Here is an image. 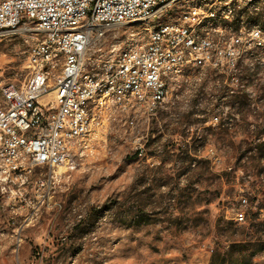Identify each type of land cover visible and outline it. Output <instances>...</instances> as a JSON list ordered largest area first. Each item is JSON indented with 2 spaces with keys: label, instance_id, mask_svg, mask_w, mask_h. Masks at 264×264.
I'll return each mask as SVG.
<instances>
[{
  "label": "rangeland",
  "instance_id": "1",
  "mask_svg": "<svg viewBox=\"0 0 264 264\" xmlns=\"http://www.w3.org/2000/svg\"><path fill=\"white\" fill-rule=\"evenodd\" d=\"M240 2L185 0L157 21L203 8L198 44L218 38L212 29L220 26L264 36V0ZM26 37L30 30L0 35V84L26 79L34 43ZM250 49L235 66L223 61L173 79L149 117L105 120L78 166L64 170V192L53 191L64 208L43 212L19 245L0 202V264H210L216 247L228 249L253 214L251 201L264 198V148L251 143L264 140V41ZM227 87L244 89L249 105L231 107ZM252 258L264 264V249Z\"/></svg>",
  "mask_w": 264,
  "mask_h": 264
},
{
  "label": "built area",
  "instance_id": "2",
  "mask_svg": "<svg viewBox=\"0 0 264 264\" xmlns=\"http://www.w3.org/2000/svg\"><path fill=\"white\" fill-rule=\"evenodd\" d=\"M95 9H102L101 18H91ZM163 9L155 0H0V35L30 30L26 38L34 40L24 82L0 84V202L9 208L18 245L20 234L37 223V212L64 208L53 191L64 192L70 177L64 168L78 166L105 120L149 117L166 97L168 79L180 82L188 70L224 67L223 61L235 66L252 50L250 42L264 41L256 31L227 33L220 26L212 29L218 38L188 50L193 23L206 14L185 7L183 21L173 20L160 35L141 32L134 53H116V45H128L135 17L154 20ZM72 10H85V17H72ZM92 64H99V76H91ZM102 82H109L108 105L98 112L90 95ZM74 121H81L79 133H72Z\"/></svg>",
  "mask_w": 264,
  "mask_h": 264
},
{
  "label": "trees",
  "instance_id": "3",
  "mask_svg": "<svg viewBox=\"0 0 264 264\" xmlns=\"http://www.w3.org/2000/svg\"><path fill=\"white\" fill-rule=\"evenodd\" d=\"M225 92L224 96L229 98L228 103L231 107L235 103H239L241 106L249 105V95L244 89L227 87ZM251 143H253L254 150L264 148V140L261 138L253 139ZM186 151L189 152V150ZM251 209L253 214L249 217L247 226L243 229H236L235 239L227 240L230 242L228 249L224 245L216 247L210 264H252V257L264 249V219L261 218L264 210V198L255 197L251 201Z\"/></svg>",
  "mask_w": 264,
  "mask_h": 264
},
{
  "label": "bare ground",
  "instance_id": "4",
  "mask_svg": "<svg viewBox=\"0 0 264 264\" xmlns=\"http://www.w3.org/2000/svg\"><path fill=\"white\" fill-rule=\"evenodd\" d=\"M105 0H94V3H103ZM185 0H155L156 8H167L172 5L182 3ZM253 1V0H248ZM186 4V3H185ZM167 7V8H166ZM230 11V10H229ZM161 13L156 16L155 24L149 25L151 20L150 17H135V20L131 22V29L129 34L128 45H116V53L123 54H132L134 53L135 48L138 46V40L141 38V32L145 33V35H160L164 32L166 27H169L174 21H183V12L179 17L172 19L167 22L157 21L160 17ZM209 16L215 17L216 14L212 12ZM230 13L228 11H224L223 17L228 18ZM72 17H85V10H72ZM102 17V9H95L91 11V18H101ZM204 18H202L203 21ZM202 21H198V23H193V32H191L190 43H188V50H195V46L199 45L198 34L196 32L197 27L202 23ZM261 44V43H260ZM106 58H113V51H106ZM91 76H99V64L91 65ZM173 79H168V87L169 83ZM109 91V82H102L100 86H95L90 95V104H96L99 110H101L106 104H108V96H104L105 93ZM79 129H81V121H74L72 123V133H79ZM72 168H75L73 166ZM71 168H64V170ZM55 193V192H54ZM43 215V212H37V220Z\"/></svg>",
  "mask_w": 264,
  "mask_h": 264
},
{
  "label": "crops",
  "instance_id": "5",
  "mask_svg": "<svg viewBox=\"0 0 264 264\" xmlns=\"http://www.w3.org/2000/svg\"><path fill=\"white\" fill-rule=\"evenodd\" d=\"M12 229H13V227H12ZM13 231H14V235L13 236H15V230L13 229ZM16 239V236L14 237V240Z\"/></svg>",
  "mask_w": 264,
  "mask_h": 264
}]
</instances>
